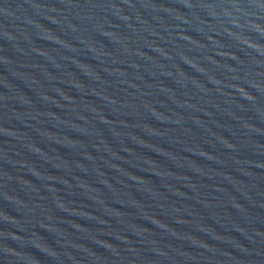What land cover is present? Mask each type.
<instances>
[{"label":"water","instance_id":"obj_1","mask_svg":"<svg viewBox=\"0 0 264 264\" xmlns=\"http://www.w3.org/2000/svg\"><path fill=\"white\" fill-rule=\"evenodd\" d=\"M0 264H264V0H0Z\"/></svg>","mask_w":264,"mask_h":264}]
</instances>
